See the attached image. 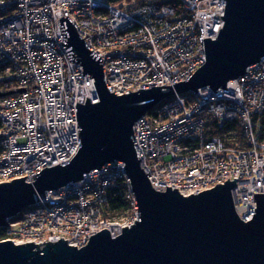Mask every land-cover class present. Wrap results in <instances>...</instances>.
<instances>
[{
    "label": "built area",
    "instance_id": "1",
    "mask_svg": "<svg viewBox=\"0 0 264 264\" xmlns=\"http://www.w3.org/2000/svg\"><path fill=\"white\" fill-rule=\"evenodd\" d=\"M181 1L177 14L152 3L123 10L107 0H0V83L14 92L0 98V183L25 176L32 182L42 169L69 162L80 147L76 103L99 102L94 80L60 44L59 19L68 17L87 49L101 57L108 92L126 95L187 81L205 63L203 39H215L222 29L225 0ZM263 112L264 56L226 90L174 94L137 120L136 157L157 191L169 186L182 196L197 195L236 178L233 207L247 222L256 209L253 194L264 193ZM228 125L239 130L234 145L226 143L235 134ZM119 180L129 208L109 221L103 208ZM40 198L7 220L0 242L41 244L62 237L80 249L105 225L113 238L140 218L118 161Z\"/></svg>",
    "mask_w": 264,
    "mask_h": 264
},
{
    "label": "water",
    "instance_id": "2",
    "mask_svg": "<svg viewBox=\"0 0 264 264\" xmlns=\"http://www.w3.org/2000/svg\"><path fill=\"white\" fill-rule=\"evenodd\" d=\"M220 17L224 24L217 37L203 39L205 63L187 81L119 96L106 88L101 57L87 49L86 38L79 37L68 17L59 19L60 44L68 60L82 66L83 76L94 80L99 102L86 98L84 105L76 103L80 147L69 162L42 169L32 182L25 176L0 183V229L46 192L115 161L124 164L140 218L113 238L108 229L101 230L80 249L62 237L41 244L3 241L0 264H264V193L253 194L255 213L244 223L231 197L236 178L187 197L169 186L157 191L141 169L132 142L133 124L164 100L205 88L226 90L229 81L264 56V0H225Z\"/></svg>",
    "mask_w": 264,
    "mask_h": 264
},
{
    "label": "trees",
    "instance_id": "3",
    "mask_svg": "<svg viewBox=\"0 0 264 264\" xmlns=\"http://www.w3.org/2000/svg\"><path fill=\"white\" fill-rule=\"evenodd\" d=\"M119 0H107L108 5H113ZM126 3L127 10L147 4L167 5L175 9L176 13H182V1L181 0H122ZM124 7V6H122ZM121 7V9H122ZM1 74V69H0ZM7 88L0 83V94L6 93ZM261 126L264 125V112L258 116ZM228 129H232L235 132L234 135L229 136L226 139V143L235 144V140H240L239 130L234 125L226 126ZM235 128V129H234ZM260 129L262 127L259 126ZM235 130V131H234ZM213 134H219L217 131H213ZM129 203L125 198V186L123 180H119L113 188L108 191L106 204L104 205V214L106 218L116 219L124 214H127ZM5 237V229H0V239Z\"/></svg>",
    "mask_w": 264,
    "mask_h": 264
},
{
    "label": "rangeland",
    "instance_id": "4",
    "mask_svg": "<svg viewBox=\"0 0 264 264\" xmlns=\"http://www.w3.org/2000/svg\"><path fill=\"white\" fill-rule=\"evenodd\" d=\"M113 6H115V7H117V8H121L122 6H124V7H122V9L123 10H127V5H126V3L124 2V1H122V0H119V1H117V2H115L114 4H113ZM241 77V76H240ZM239 78V77H238ZM235 80V79H234ZM63 187H65V186H63ZM60 188H62V187H60ZM59 189V188H58ZM123 216V215H122ZM122 216L121 217H118V218H116V219H120V218H122ZM16 220V219H15ZM6 228V227H5ZM4 229V228H3ZM6 234V233H5Z\"/></svg>",
    "mask_w": 264,
    "mask_h": 264
},
{
    "label": "bare ground",
    "instance_id": "5",
    "mask_svg": "<svg viewBox=\"0 0 264 264\" xmlns=\"http://www.w3.org/2000/svg\"><path fill=\"white\" fill-rule=\"evenodd\" d=\"M232 81V80H231ZM9 183V182H8ZM224 185V184H223ZM152 187V186H151ZM160 192H164V191H160ZM183 197H187V196H183ZM106 218V217H105ZM107 220H109V221H113L114 219H111V218H106ZM139 221V220H138ZM241 221H243V220H241ZM244 222V221H243ZM244 223H246V222H244ZM130 228V227H129ZM103 229H108L109 230V233H110V237H111V235H112V232H113V228L110 226V225H105L104 226V228H102L101 230H103ZM101 230H99L98 232H100ZM97 232V233H98ZM120 235V234H119ZM112 238V237H111Z\"/></svg>",
    "mask_w": 264,
    "mask_h": 264
}]
</instances>
